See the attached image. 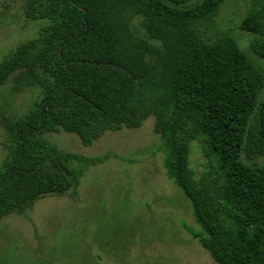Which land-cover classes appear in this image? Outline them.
I'll use <instances>...</instances> for the list:
<instances>
[{"label": "trees", "instance_id": "obj_1", "mask_svg": "<svg viewBox=\"0 0 264 264\" xmlns=\"http://www.w3.org/2000/svg\"><path fill=\"white\" fill-rule=\"evenodd\" d=\"M224 2L24 0L25 21L40 28L0 61V86L37 88L40 99L0 121V220L76 193L94 164L46 135L73 134L88 147L151 118L165 175L200 232L186 230L215 264H264V2L240 22L254 36L248 51L203 30ZM193 145L206 162L197 176Z\"/></svg>", "mask_w": 264, "mask_h": 264}, {"label": "rangeland", "instance_id": "obj_2", "mask_svg": "<svg viewBox=\"0 0 264 264\" xmlns=\"http://www.w3.org/2000/svg\"><path fill=\"white\" fill-rule=\"evenodd\" d=\"M253 2L264 0H225L204 32L228 33L248 51L254 36L239 26ZM23 5L24 0H0V61L40 28L25 21ZM39 99L37 88L1 85L0 121L24 117ZM45 138L94 164L85 166L76 193L39 199L22 214L0 220V264H215L186 230L200 232L186 198L165 175L163 145L151 118L139 129L106 133L88 147L65 132ZM5 146L0 122V165ZM205 165L193 145L196 176Z\"/></svg>", "mask_w": 264, "mask_h": 264}]
</instances>
